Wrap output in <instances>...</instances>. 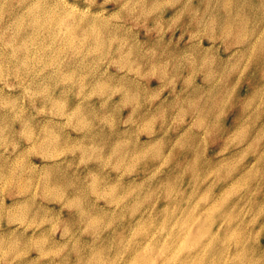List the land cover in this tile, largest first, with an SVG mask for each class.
<instances>
[{
  "label": "rangeland",
  "instance_id": "1",
  "mask_svg": "<svg viewBox=\"0 0 264 264\" xmlns=\"http://www.w3.org/2000/svg\"><path fill=\"white\" fill-rule=\"evenodd\" d=\"M0 22V264H264V0Z\"/></svg>",
  "mask_w": 264,
  "mask_h": 264
},
{
  "label": "bare ground",
  "instance_id": "2",
  "mask_svg": "<svg viewBox=\"0 0 264 264\" xmlns=\"http://www.w3.org/2000/svg\"><path fill=\"white\" fill-rule=\"evenodd\" d=\"M36 2H37V1H36ZM34 3H35V2H34ZM34 6H35V4H34ZM34 6H33V7H34ZM34 8H35V7H34ZM36 8H37V6H36ZM33 10H34V9H33ZM2 20H3V19H2ZM1 22H2V21H1ZM1 22H0V23H1ZM11 23H12V22H11ZM6 25H7V24H6ZM21 25H22V24H21ZM28 30H29V29H28ZM2 31H3V30H2ZM6 32H7V31H6ZM1 34H2V32H1ZM31 34H32V31H31ZM4 35H5V34H4ZM11 35H12V34H11ZM9 36H10V35H9ZM29 36H30V35H29ZM0 37L2 38V36H0ZM11 37H12V36H11ZM26 38H27V37H26ZM36 38H37V37H36ZM11 39H12V38H11ZM13 39H14V37H13ZM6 40H7V39H6ZM9 40H10V38H9ZM14 40H15V39H14ZM14 40H12V41H14ZM23 40H24V39H23ZM10 41H11V40H10ZM12 41H11V42H12ZM16 41H17V38H16ZM21 41H22V40H21ZM6 42H7V41H6ZM11 42H10V43H11ZM8 43H9V42H8ZM12 44L14 45V43H12ZM29 44H30V43H29ZM15 45H16V43H15ZM27 45H28V44H27ZM8 46H10V45L8 44ZM12 47H13V46H12ZM12 47H11V48H12ZM15 48H16V47H15ZM22 48H23V47H22ZM12 49H13V48H12ZM23 49H24V48H23ZM28 49H29V48H28ZM13 50H14V49H13ZM13 50H12V51H13ZM24 50H25V49H24ZM15 51H16V50H15ZM15 51H14V52H15ZM17 52L19 53V51H17ZM20 53H21V52H20ZM13 54H14V53H13ZM16 54H17V53H16ZM26 54H27V53H26ZM14 55H15V54H14ZM24 56H25V54H24ZM20 59H21V58H20ZM22 60H23V59H22ZM0 62H1V61H0ZM21 62H22V61H21ZM24 63H25V62H24ZM1 64H2V63H1ZM3 66H4V65H3ZM3 72H4V71H3ZM1 74H2V72H1ZM46 98H47V97H46ZM46 98H45V99H46ZM40 142H41V141H40ZM236 259H237V258H236ZM241 259H242V258H241Z\"/></svg>",
  "mask_w": 264,
  "mask_h": 264
}]
</instances>
